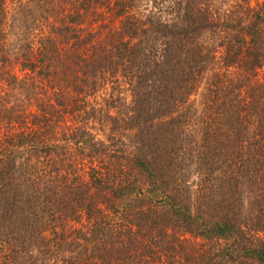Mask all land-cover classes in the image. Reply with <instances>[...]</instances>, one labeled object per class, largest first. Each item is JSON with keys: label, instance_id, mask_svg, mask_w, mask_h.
I'll list each match as a JSON object with an SVG mask.
<instances>
[{"label": "trees", "instance_id": "16d2710c", "mask_svg": "<svg viewBox=\"0 0 264 264\" xmlns=\"http://www.w3.org/2000/svg\"><path fill=\"white\" fill-rule=\"evenodd\" d=\"M135 1L116 0L119 26L92 42L77 28L106 1L76 0L34 53L8 30H31L42 0H0V264H264V0L235 20L178 3L171 23L136 16ZM113 83L128 103L72 110ZM182 235L209 246L187 250Z\"/></svg>", "mask_w": 264, "mask_h": 264}, {"label": "rangeland", "instance_id": "374dc122", "mask_svg": "<svg viewBox=\"0 0 264 264\" xmlns=\"http://www.w3.org/2000/svg\"><path fill=\"white\" fill-rule=\"evenodd\" d=\"M35 2V0H26L27 3ZM106 4L104 7L97 9V12H91L86 17V21L84 25H81V27L77 28V30H84L82 34L80 33L81 39L84 40L87 38L89 34L94 35L92 42H97L98 40H102L109 36L108 32L111 30L110 28H115L119 26V18H115V12L114 9V2L116 0H105ZM199 2V6H201L204 10H208L207 12H210L214 15L215 19H221L225 20L228 17H232L233 20L239 18L244 14V3L248 2L252 7L256 6V3L253 0H197ZM186 2H193V0H136L135 6L132 9V13L140 18H144L145 16H152L155 19H161L163 22L171 23L173 21H176L179 19L180 14H182L181 7L178 6V3H181V5H185ZM42 11L38 10L39 14L36 12L35 16H37V23L34 25V27L30 29H25V25H17L16 32L20 33L19 35H16V37L12 36V33H10V29L8 30L9 38H11L12 42H14V49H18L19 45L22 46H30V49L33 50L34 53H38L40 48H44V44H41V41L45 39L46 37L53 36L52 34V26H58V21L63 20V18L70 14L73 10L74 4L77 5L76 0H42ZM208 6V7H207ZM242 6V9H241ZM10 1L8 3V10L10 11ZM11 9L14 14L15 12V3L12 2ZM69 12V13H68ZM206 12V13H207ZM10 24V23H9ZM107 25V26H105ZM99 32V34H98ZM14 34V33H13ZM57 36H54L53 38H56ZM23 39V41L20 43L18 40ZM97 40V41H96ZM59 41V40H57ZM202 43L205 44L208 48L211 47V44H214V41L210 38L201 39ZM72 44V43H70ZM216 45V44H215ZM87 48H91L90 43L86 45ZM40 47V48H39ZM206 47V48H207ZM59 50L64 54L67 55L68 51L71 49V45H59ZM48 51V50H47ZM89 52V51H88ZM205 52V50L203 51ZM70 53V52H69ZM209 63V62H208ZM208 63H206V66H208ZM218 63V62H217ZM17 63L11 62L10 70L12 74H16L18 78H22L24 73L19 72V67L16 65ZM210 66V65H209ZM264 70L259 71V79L263 78ZM38 78H41V76H36L34 80H39ZM40 81V80H39ZM42 82V81H41ZM46 85V84H45ZM204 87H205V81H201L199 83L198 88L196 91L190 96L189 101L196 104V108L199 110V102L201 100V95L204 94ZM48 93L52 94V91L49 89V86L46 85L43 87ZM41 95L44 96L43 91L41 92ZM114 96V98H120L119 101H116V105L123 104V101L126 103L129 102V90L126 86L120 85L117 83L108 84L100 93H97L96 95L90 94V96H87L82 101L81 99H78L73 105L72 110L75 111L76 114H79L77 112L78 108L85 107V112H90L91 108H104L106 105V99ZM115 98V99H116ZM32 111V110H31ZM118 109L112 110L111 115L117 116ZM70 118L71 115L69 114ZM75 116V114H73ZM81 118H85L84 114L81 115ZM81 118H79V124L82 123ZM85 122V121H84ZM62 125V123H60ZM86 126L85 129H92L93 134L97 139L105 140L107 135L109 134L110 126L108 124H97L94 123V120L91 119V121H87L84 123ZM70 121H66V124H63L62 127H60L59 130H57V139L61 136L62 128H66L70 126ZM13 127V125H12ZM63 129V130H64ZM119 134V133H118ZM5 138V137H3ZM122 140L125 139L122 137ZM120 148V149H117ZM114 150L115 154L120 156L121 153V145L118 144L117 147L112 148V151ZM67 158L70 159V163L73 166H77L78 162H81L82 159L78 153V150L74 147H71L67 151ZM194 178V179H193ZM191 180H195L196 178L191 177ZM243 190H245V187H242ZM246 191V190H245ZM256 191V190H255ZM247 192V191H246ZM254 196V192H252V197ZM250 193L244 194L243 196V204L245 207V211H250L252 209V198ZM260 236L264 237V234H261ZM181 240L183 241V246L185 245L186 249L189 250L190 243L196 245L199 250L208 248V244L205 241H202L201 239H195L193 236L190 235H182L180 236ZM222 248H225V242H221L220 244L217 243L215 245V250H220ZM167 261V260H166ZM166 263V262H165ZM236 264V263H234Z\"/></svg>", "mask_w": 264, "mask_h": 264}]
</instances>
